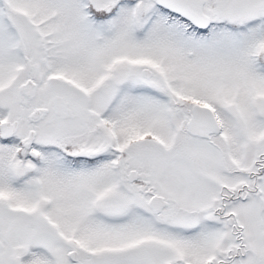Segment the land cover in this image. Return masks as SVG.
I'll use <instances>...</instances> for the list:
<instances>
[{
    "label": "snow or ice",
    "instance_id": "1",
    "mask_svg": "<svg viewBox=\"0 0 264 264\" xmlns=\"http://www.w3.org/2000/svg\"><path fill=\"white\" fill-rule=\"evenodd\" d=\"M0 264H264V0H0Z\"/></svg>",
    "mask_w": 264,
    "mask_h": 264
}]
</instances>
